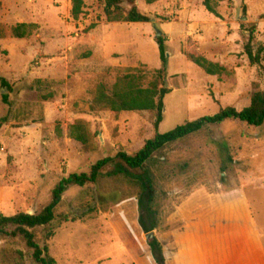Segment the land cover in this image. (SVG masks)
Returning a JSON list of instances; mask_svg holds the SVG:
<instances>
[{
    "label": "rangeland",
    "instance_id": "obj_1",
    "mask_svg": "<svg viewBox=\"0 0 264 264\" xmlns=\"http://www.w3.org/2000/svg\"><path fill=\"white\" fill-rule=\"evenodd\" d=\"M82 1L83 14L73 22L72 0H0V77L12 87L8 105L0 91V119H6L0 129V216L38 214L59 181L87 174L117 153L134 154L153 136L150 113H92L89 105L96 87L110 90L118 71L159 68L156 32L166 43L170 90L160 133L219 109L240 111L255 90H264L259 69L244 53L251 28L254 43L264 45V0L219 3L220 19L201 0H138V12L151 19L145 24L108 23L100 0ZM18 24L30 26L22 39L11 34ZM188 54L220 65L225 74L206 75ZM78 122L87 125L94 150L69 138L68 128ZM136 173L153 187V239L146 241L149 233L141 230L136 197L108 166L96 185L63 195L56 214L77 220L62 224L47 243L56 264H156L149 245L161 246L180 228L177 208L198 190L242 191L264 246V124L209 126L158 152ZM34 233L42 246L44 232ZM161 247L170 264L171 250ZM8 249L23 252L32 264L19 240L0 241V264Z\"/></svg>",
    "mask_w": 264,
    "mask_h": 264
},
{
    "label": "trees",
    "instance_id": "obj_2",
    "mask_svg": "<svg viewBox=\"0 0 264 264\" xmlns=\"http://www.w3.org/2000/svg\"><path fill=\"white\" fill-rule=\"evenodd\" d=\"M103 7V15L108 23L145 24L151 19L138 12L135 3L138 0H100ZM160 0H146L147 4H153ZM227 0H201L206 12L220 19L217 11L219 3ZM82 0H72L70 18L78 22L83 8ZM125 6L128 7L125 10ZM94 24L89 29H93ZM29 25L18 24L11 29L14 38L22 39L28 35ZM248 32L247 42L244 45V53L251 66H256L264 79V45L254 43V28ZM160 66L158 69L148 72L143 68H129L118 71L115 82L110 90L103 85H98L94 91V97L89 105L92 113L109 111L113 113H150L153 115V136L146 140L143 146L134 154L117 153L113 158L97 161L89 173L72 174L62 179L51 191L50 202L38 214L19 213L13 216H0V241L19 240L31 254L32 264H56L49 255L47 243L53 238L55 230L67 222H75L74 217L57 215L56 211L61 204L63 195L72 187L83 188L86 185H96L102 171L112 166L114 175L121 178L129 186L136 197L140 211L139 225L144 233H150L156 229L154 220L155 212L152 209L153 198L152 184L136 172L142 170L146 163L153 160L155 154L163 151L178 142L184 141L190 136L196 135L209 126H218L229 121H237L248 127L260 128L264 124V90H255L251 95L249 105L240 111L232 107L219 109L213 116L202 117L198 120L185 122L176 126L167 133H160L159 127L164 121V98L170 94L167 85L168 56L165 39H155ZM187 60L200 68L208 76L221 77L226 70L218 64L209 62L204 57L196 54H188ZM149 75H148V74ZM150 76V81L147 78ZM1 100L8 105L9 94L12 93L11 85L0 77ZM6 119H0V129L5 125ZM68 136L79 142L87 150H94L91 132L83 122L75 123L68 128ZM225 149V147H224ZM143 218L149 222L147 226ZM44 232L43 245L40 246L35 230ZM161 246L154 241L149 245L150 252L154 255L156 264H164ZM2 264H26L25 254L18 250H3L1 253Z\"/></svg>",
    "mask_w": 264,
    "mask_h": 264
},
{
    "label": "crops",
    "instance_id": "obj_3",
    "mask_svg": "<svg viewBox=\"0 0 264 264\" xmlns=\"http://www.w3.org/2000/svg\"><path fill=\"white\" fill-rule=\"evenodd\" d=\"M181 226L163 248L170 264H264V246L238 189L198 190L177 208Z\"/></svg>",
    "mask_w": 264,
    "mask_h": 264
},
{
    "label": "water",
    "instance_id": "obj_4",
    "mask_svg": "<svg viewBox=\"0 0 264 264\" xmlns=\"http://www.w3.org/2000/svg\"><path fill=\"white\" fill-rule=\"evenodd\" d=\"M161 33L159 32H156V35H155V39L158 38L160 36ZM145 239L146 241H151L153 239V233H149L147 235H145Z\"/></svg>",
    "mask_w": 264,
    "mask_h": 264
}]
</instances>
